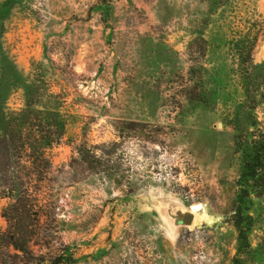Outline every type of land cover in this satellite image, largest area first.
<instances>
[{"label": "rangeland", "instance_id": "obj_1", "mask_svg": "<svg viewBox=\"0 0 264 264\" xmlns=\"http://www.w3.org/2000/svg\"><path fill=\"white\" fill-rule=\"evenodd\" d=\"M263 20L264 0H0V171L18 125L65 122L31 196L0 197V264H264V176L238 181L264 130V32L248 80L240 57Z\"/></svg>", "mask_w": 264, "mask_h": 264}, {"label": "trees", "instance_id": "obj_2", "mask_svg": "<svg viewBox=\"0 0 264 264\" xmlns=\"http://www.w3.org/2000/svg\"><path fill=\"white\" fill-rule=\"evenodd\" d=\"M260 32H264V20L261 21L252 29L248 28L244 33L242 39V52L240 57L241 63L244 65V78L249 79L250 72L249 67L252 62V51L258 40ZM238 45V44H237ZM31 111L25 110L23 112L13 113L15 120L19 119L24 113H30ZM53 121L48 119L45 123V127H42V133L36 134L32 129H28L27 133L22 131V127L19 126L17 135H13L11 142L13 145L12 156L16 158V169L12 171L9 166L1 169L0 173V197H8L10 199L25 200L31 196L33 191V178L44 177L51 168V163L48 160L45 150L51 148L53 145L58 144L63 137V129L65 122L60 111L55 108L52 109ZM54 122V123H53ZM34 126V125H32ZM247 130V129H246ZM241 131H245L244 129ZM242 149V169L239 175V185L242 187L241 195H248L246 186L250 180H259L264 176V130L258 129V134L253 135L250 142L244 141ZM10 149H7L9 152ZM9 157V155H8ZM40 218V217H39ZM235 226L238 231V243L239 249L248 247V237L246 235L245 228L241 225L239 219H235ZM0 241H6L7 243H16L11 239V236H5L0 232ZM57 264V263H53ZM233 264H244L240 258H235Z\"/></svg>", "mask_w": 264, "mask_h": 264}, {"label": "water", "instance_id": "obj_3", "mask_svg": "<svg viewBox=\"0 0 264 264\" xmlns=\"http://www.w3.org/2000/svg\"><path fill=\"white\" fill-rule=\"evenodd\" d=\"M182 221L186 224H191L193 221V216L190 213L184 214L182 216Z\"/></svg>", "mask_w": 264, "mask_h": 264}, {"label": "bare ground", "instance_id": "obj_4", "mask_svg": "<svg viewBox=\"0 0 264 264\" xmlns=\"http://www.w3.org/2000/svg\"><path fill=\"white\" fill-rule=\"evenodd\" d=\"M200 205L199 204H195L192 206V210L190 209V214L193 216V220H194V214L196 215L197 211L199 210Z\"/></svg>", "mask_w": 264, "mask_h": 264}]
</instances>
